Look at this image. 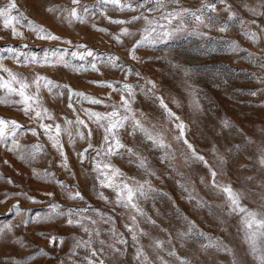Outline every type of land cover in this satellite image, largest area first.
Listing matches in <instances>:
<instances>
[{"label":"rangeland","instance_id":"374dc122","mask_svg":"<svg viewBox=\"0 0 264 264\" xmlns=\"http://www.w3.org/2000/svg\"><path fill=\"white\" fill-rule=\"evenodd\" d=\"M8 2L0 0V7ZM204 2L179 0V4H171L169 7L195 10ZM215 2L221 19L227 20L229 14L221 11L226 5L219 3V0ZM16 3L19 12L27 20L43 26L61 39H38L21 24L16 27L24 33V37L14 39L11 31L4 29L0 19V53L7 46H13L25 54L36 53L41 56L43 50H48L50 57L52 51L58 54L67 52L65 59L70 61V65L20 66L11 58L4 59L2 63L5 68L28 80L38 72L62 86L51 93L47 89H41L40 92L43 106L60 118L58 122L62 126L64 117L74 120L79 113L82 119L85 118L83 109L110 111L104 105H93L73 96L71 100L77 110L74 113L67 107L69 96L64 86L103 99L106 103L119 104V92L95 82L107 80L113 84L127 82L135 86L143 85L146 79H151L157 84L155 95L162 96L168 107L187 125L186 137L199 155L204 156L210 165L218 163L217 152L230 155L225 175L217 179L231 182L235 189L246 190L242 204L249 210L259 212L264 209V173H261L258 164L261 148L264 147V84L260 83L264 80V68L261 67L264 61L249 56L264 57V35L258 31L264 30L262 0H227L238 19L229 22L226 32L202 29L209 32L210 40L182 33L154 47L137 49L136 60L130 58L128 49L135 39H139L143 21L127 25L136 35L124 37L123 45L117 44L111 34L118 33L122 26L110 23L100 14L99 0H80L82 6L90 8L87 23H69L62 18L61 11L72 7L71 0H16ZM48 8L57 11L49 12ZM16 14L14 11L13 15ZM139 14L121 12L111 6L106 11V15L113 19H130ZM146 14L150 18L158 15ZM27 20L22 23L26 25ZM240 21L244 22L243 28ZM93 23L97 26L95 29ZM99 28L107 32H100ZM247 30L257 33V42H252L246 34ZM227 42L238 45V48L229 49ZM23 45H27V48H23ZM78 45H85L102 57L96 61L100 72L90 67L87 70L79 68L80 64L87 65L92 58L85 61L73 58L71 52L76 51ZM108 54L119 57L118 63L124 67H108ZM127 68H132L133 72L125 80ZM135 72H140L141 77L138 78ZM0 74L6 75L2 70ZM135 90L137 95L132 107L138 114L144 113L146 124L163 127L173 154L167 160L162 159L163 150L153 148L150 142L143 139L142 134L137 132L135 136L129 135V124L121 130L122 142L130 147L135 146L140 155L146 158L148 171L139 168L135 158L130 160L127 155L111 157L112 163L125 178L139 183L147 182L146 187L150 185L152 188L147 198L141 197L138 200L144 212V217H138L139 226L148 233L141 237L139 246H143L149 256V264H179L177 257L189 260L190 264H231L232 254L202 248L199 232L227 245L238 264H260V253L253 254L246 242L241 214L229 215L221 223L222 197L210 192L208 184L201 182L202 178L210 181L208 169L199 161L187 160L188 150L174 139L178 134L175 124L165 119L158 101L147 98L140 88ZM61 91L64 95L59 94ZM252 92L258 94L251 95ZM4 99H7V103L0 102V118L16 120L26 128H37L36 121L29 120L20 111V106L12 103L19 97H6L5 91L0 89V101ZM197 103L199 110L195 107ZM224 121L231 126L225 127ZM44 122L52 123L48 120ZM89 127L94 130L92 143L98 145L102 129H97L95 124H89ZM37 130L39 136H33L31 132L18 135L20 152L9 151L5 145L0 144V229H4V234L0 235V264H14L16 261L20 264H85L86 250L83 247L76 249L74 245L77 240H87L88 235L80 226H69L66 217L53 216V209L50 208L52 203L60 206L56 211L87 209L83 215L97 223L91 225L85 220V224L100 232L99 238H93V246L96 248L100 247V239L105 241V247L112 243V228L127 240L126 245H117L121 249L119 254L106 251L102 257L98 254L97 258H103L106 264H138V245L133 243L125 227V224L131 222L132 211L116 204L112 189L100 187L95 180L96 173L91 171L90 162L80 164L77 153L87 147L86 143L77 138L74 145L69 144L67 135L62 134L69 164L65 169L60 166V156L43 135V130ZM84 131L87 132V129ZM36 145L42 151H38L34 159L27 161L19 158L21 152L34 151ZM8 147H11V138ZM34 169L39 175L33 174ZM45 171L48 175H44ZM250 176L253 179L249 181L246 178ZM58 181L66 187H60ZM73 191H80L83 200L69 199L67 192ZM100 193L107 200L102 199ZM31 197H35L37 202H32ZM198 200L205 204H198ZM17 203L22 211L13 214L12 206ZM37 216H51V219L37 222ZM145 217L155 220L156 224L152 225ZM26 219L29 220L27 226L22 223ZM188 221L194 223L195 231L191 236L181 238L178 233L186 230ZM53 236L56 241L50 243ZM61 238L63 244L60 243ZM152 239L164 241V247L159 252L151 247ZM169 250L175 251L176 256H169Z\"/></svg>","mask_w":264,"mask_h":264},{"label":"snow or ice","instance_id":"6c2138e0","mask_svg":"<svg viewBox=\"0 0 264 264\" xmlns=\"http://www.w3.org/2000/svg\"><path fill=\"white\" fill-rule=\"evenodd\" d=\"M219 3L226 5L221 11L229 14L227 20L221 19L220 12L217 11V3L215 0H205V2L195 10L183 7L170 9L169 6L171 4H179V0H99V6L101 8L100 14L105 16L110 23L122 26L118 33L111 34V38L115 40L117 44L123 45L124 37H133L136 35L127 25L143 21L144 26L139 33V39H135L131 44V47L128 49L129 56L133 60L137 59V49L149 46L154 47L158 43L170 40L182 33L196 35L210 40L209 32L203 31L202 29H208L209 31L217 29L221 33L226 32L229 27V22L237 20L238 17L236 16V13L232 11L231 5L227 4V0H219ZM71 5V8L61 11L62 18L69 23L72 21L87 23L89 21V6H82L80 0H71ZM109 6L113 9H118L121 12L130 11L138 12L140 14L134 15L130 19H113L111 16L106 15ZM261 6L264 7V0H262ZM14 11L17 13L16 15H13ZM47 11L56 12L57 9L48 8ZM65 12L66 15L64 14ZM146 13H156L158 15L150 18ZM0 19L3 21L4 29L10 30L14 39L24 37V33L17 29V24H21V27L26 26L27 29L38 39H61L47 31L43 26L27 20V18L19 12L16 0H9L4 7H0ZM26 20L27 23L24 25L22 21ZM240 24L243 28L244 22L240 21ZM92 27L95 29L97 26L93 23ZM98 31L107 32L104 28H99ZM258 31H261V35H264V30ZM246 34L253 43L257 42L259 39L256 32L247 30ZM65 43H71V41H65ZM227 45L231 50L238 48V45H235L232 42H227ZM22 47L27 48V45H23ZM76 47L77 50L71 52L73 58H78L80 61L92 58L87 65L83 63L80 64L79 68L87 70V68L90 67L92 70L100 72V68L96 61L102 59V57L93 50L87 48L85 45H78ZM81 48L84 50H79ZM67 55V52L58 54L56 51H52L50 57L48 50H43L42 56L36 53L25 54L23 51H19L13 46L5 47L3 52L0 53V70H2L3 73H6V75L0 74V89L5 91L6 97H19L18 100H14L12 103L19 105L20 111H22L23 115L29 120L36 121L37 128L43 130V135L47 137L48 141L51 142L52 147L60 156L61 167L65 169L69 167L68 156L61 139L62 134L67 135L69 144L74 145L77 138L86 143L87 147L77 153L80 164L83 165L85 161L90 162L91 171L96 173L95 180L99 182L100 187L112 189L115 192L116 204L127 207L132 211V215L130 216L131 222L125 224V227L131 235L133 243L138 245L136 251L138 264H149V256L146 254L143 246H139L141 237L147 236L148 233L139 226L140 221L138 217H144V212L139 206L138 200L141 197L147 198L152 191V188L150 185H147L146 187L147 182L139 183L125 178L121 170L112 163L111 157L127 155L130 160L135 158L138 167L144 169L146 172L148 171L149 166L146 158L140 155L135 146L130 147L122 142L120 135L121 130L125 129L129 124L131 125L129 135L135 136L137 132L142 134L143 139L150 142L153 148L163 150L164 154L162 159L167 160L173 154L171 152L172 145L167 141L163 127L155 124H146L144 113L141 112L138 114L132 107L136 100V88H140L147 98L158 101L160 109H162L165 114V119L169 123L175 124V129L178 134L174 139L186 146L188 150L186 153L187 160L194 162L199 161L208 169L210 181H204L202 178L201 182L208 184L210 192L213 194H220L222 197L223 208L221 215L223 218L221 219V223H224L225 218L229 215L241 214V223L244 226L246 242L253 254H256L257 252L260 253V264H264V209L259 212L249 210L242 204L246 190L235 189L231 182L220 181L217 179L218 176L222 177L225 175V167L231 160L230 155L217 152L216 159L218 163L216 165H210L204 156L199 155L186 137V132L188 131L187 125L168 107L162 96L155 95L157 84L154 81L146 79L143 85L138 84L135 86L127 82H118L117 84H113L107 80L95 82L98 85L112 89L114 92H119V104L106 103L103 99L88 96L83 92L74 91L70 87L64 86L67 87V93L69 96L67 107L72 109L74 113H77V110L73 106L71 100L73 96L76 97L77 100L87 101L93 105H104L106 108L110 109V111L101 112L83 109L85 118L82 119L79 113L75 115L74 120L64 117L62 126V124L58 122L60 118L43 106L42 98L40 96L41 89H47L48 92L51 93L54 89L61 88L62 86L54 83L48 77L40 75L38 72L34 73L31 80H28L21 74L13 72L9 68H5L2 63L4 59L11 58L20 66L35 65L38 67H55L62 65L64 67H69L70 61L65 59ZM249 56L254 60L264 61V57H252L251 54H249ZM118 61L119 57L108 54V67L112 69L124 67L122 64L118 63ZM73 67L75 68L76 66ZM261 67L264 68V63H261ZM132 72V68H127L125 80L127 79V75H131ZM135 75L138 78L141 77L140 72H135ZM260 83L264 84V80H261ZM59 94L64 95V92L61 91ZM257 94V92L251 93V95ZM0 102L7 103V99ZM195 107L199 110V103H197ZM46 120L52 121V123H45L44 121ZM223 123L225 127L231 126L227 121H224ZM89 124H95L97 129H102L103 134L98 145L92 143L94 130L89 127ZM37 128H26L25 125L20 124L16 120L0 118V144L5 145L9 151L20 152V145L17 142L18 135L24 134L25 132H31L33 136H39L40 132H38ZM84 129H87V132H85ZM9 138H11L10 148L8 147ZM34 148V151L29 150L27 152H21L19 158L21 160L31 161L35 158L38 151H42L39 145L34 146ZM213 150L216 151L215 147ZM230 152L231 149L228 150V153ZM258 164L260 165L261 173H264V147L261 148ZM33 174L39 175L35 169L33 170ZM44 175H48V173L45 171ZM246 179L250 181L253 177L250 176ZM57 183L62 188L66 187L63 182L58 181ZM47 195L52 196L53 193H47ZM67 196L72 200H83V195L80 191L67 192ZM100 196L102 199L107 200V197L103 196V193H100ZM7 198L6 194L5 199ZM30 199L32 202H37L35 197H31ZM198 204L204 205L205 202L198 200ZM59 207L60 206L56 203L50 205V208L53 209V216L66 217V223L69 226H80L88 235L87 240H77L74 245L76 249L83 247L86 250L85 264H106V261L103 258H97L98 254L101 257L106 251L119 254L121 249L118 248L117 245H126L128 243L126 239L122 238V236L116 232L115 228H112L110 229L112 243H109L107 247H105V241L100 239V247H94L93 238H99L100 232L98 229L91 228L85 224V220H88L91 225L97 223V221L93 220L91 217H85L83 215L87 209H77L73 211V209L69 208L66 212L56 211ZM12 209L14 210L13 214H19L22 211L18 203L13 205ZM48 219H51V216L43 218L39 216L35 217V221L37 222ZM145 219L152 225L156 224V221L152 220L150 217H145ZM22 223L27 226L29 220H23ZM188 225L189 226L186 230L178 233L181 238L189 237L195 231V225L193 222L188 221ZM3 234L4 229H0V235ZM198 235L202 240V248L205 250L213 248L217 251L222 250L225 253L232 254L233 259L231 264H238L235 255L227 245H224L220 241L213 240L211 237L205 236L203 232H199ZM55 241L56 238L53 236L50 243H55ZM204 241H207V243H204ZM60 243L63 244L62 238ZM168 243L170 244L171 240H169ZM151 247L159 252L164 247V241L152 239ZM168 255L176 256V253L173 250H169ZM177 259L179 260V264H190V261L187 259H181L179 257H177ZM14 264H20V262L16 261Z\"/></svg>","mask_w":264,"mask_h":264}]
</instances>
